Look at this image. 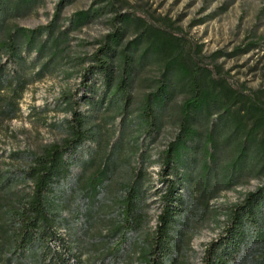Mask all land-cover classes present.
<instances>
[{
  "label": "trees",
  "instance_id": "obj_1",
  "mask_svg": "<svg viewBox=\"0 0 264 264\" xmlns=\"http://www.w3.org/2000/svg\"><path fill=\"white\" fill-rule=\"evenodd\" d=\"M39 1L0 0V59L7 58L18 69L21 83L10 85L11 77L7 84L16 103L28 82L40 79L44 71L63 69L56 65L65 53L67 36L57 32L56 24L4 31L11 17L31 11ZM103 9L77 13L71 27L98 18ZM112 22L119 26L87 59L82 95L65 104L70 116L62 123L63 140L30 154L20 169L0 171V264H83L73 246L75 238L60 234L69 230L60 192L66 187L70 194L77 190L90 204L97 202L110 175L125 168L117 163L118 155L106 162L109 155L104 156L101 137L109 127L107 121L114 114L126 115V125L151 141L178 96L182 102L177 134L161 155L158 173L162 208L153 231L144 238L141 264H174L179 227L190 216L186 203L191 195L194 203L206 205L217 191L252 181L260 184L230 208L226 228L205 251L206 264H234L252 242L264 248V96L229 85L220 71L204 65L195 49L173 31L126 15L118 14ZM132 27L138 35L121 48ZM257 47L250 43L244 51ZM32 54L35 58L30 59ZM39 66L40 72L24 77ZM149 66L157 70L158 79L150 80L149 92L133 106L132 93ZM4 74L0 63V77ZM8 102L17 108L15 102ZM121 159L126 161L128 156ZM143 172L132 170L122 185L118 218L108 234L115 240L108 251L112 263L127 234H138L143 227L141 207L149 188V177ZM103 259L100 256L98 264Z\"/></svg>",
  "mask_w": 264,
  "mask_h": 264
},
{
  "label": "rangeland",
  "instance_id": "obj_2",
  "mask_svg": "<svg viewBox=\"0 0 264 264\" xmlns=\"http://www.w3.org/2000/svg\"><path fill=\"white\" fill-rule=\"evenodd\" d=\"M102 7L104 12L98 18L71 27L77 13ZM118 14L173 31L181 41H186L188 48L195 49L204 65L220 71L229 85L264 96V44L261 42L264 40V0H40L31 11L11 17L4 31L8 34L18 28L34 30L56 24L57 32H66L67 36L65 53L56 65L63 69L44 71L40 79L28 82L16 103L15 97L10 98L8 87L21 83L18 69L8 64L7 58L0 59L2 70H5L0 77V171L9 167L20 169L30 154L37 155L45 147L63 140L62 123L70 116L65 104H73L82 95V72L90 65L87 59L101 47L100 42L114 31V26H119L112 22ZM137 35L132 27L123 37L121 48ZM250 43L258 47L244 51ZM33 58L35 54L30 57ZM50 66L51 63L48 68ZM38 72L40 66L24 77ZM158 76L154 67L146 68L132 93L133 106L149 92L150 80ZM8 101L15 102L17 108ZM181 102V96L175 98L165 113V124L158 134L152 135L151 141L146 135L137 134L134 126L126 125V115L114 114L105 124L109 127L101 137L104 156L109 155L108 163L118 155L117 163L125 168L110 175L103 194L94 204L81 198L77 190L70 194L65 187L60 192L63 218L69 229L66 233L61 230L60 234L69 237V233L75 238L73 246L83 264H98L102 255L105 264H141L139 254L144 238L153 231L162 208L158 196L161 155L177 134ZM125 130L131 131L129 135ZM136 143L139 144L137 152L131 153ZM124 155L128 159L120 160ZM140 155L146 157L148 163L140 159ZM138 169L144 171L142 176L149 177V188H146L141 207L144 224L138 234H127V242L120 247L117 261L112 263L108 251L115 240L108 239V234L118 218L117 202L123 196L122 185L132 170ZM259 184L252 181L219 190L206 205L203 201L194 203L191 195L186 203L190 216L187 221L182 219L179 227L181 233L172 257L174 264H206L205 251L226 228L230 208L241 204L245 194L254 191ZM261 263H264V248L252 242L234 264Z\"/></svg>",
  "mask_w": 264,
  "mask_h": 264
}]
</instances>
